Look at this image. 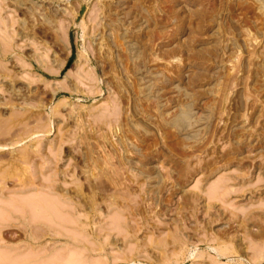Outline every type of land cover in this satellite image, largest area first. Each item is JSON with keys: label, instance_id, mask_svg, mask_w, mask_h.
<instances>
[{"label": "rangeland", "instance_id": "obj_1", "mask_svg": "<svg viewBox=\"0 0 264 264\" xmlns=\"http://www.w3.org/2000/svg\"><path fill=\"white\" fill-rule=\"evenodd\" d=\"M0 128V264H264V0H0Z\"/></svg>", "mask_w": 264, "mask_h": 264}, {"label": "bare ground", "instance_id": "obj_2", "mask_svg": "<svg viewBox=\"0 0 264 264\" xmlns=\"http://www.w3.org/2000/svg\"><path fill=\"white\" fill-rule=\"evenodd\" d=\"M1 64H2V63H1ZM3 65H4V64H3ZM1 67H2V66H1ZM75 76H76V75H75ZM75 76H74V77H75ZM76 78H77V77H76ZM80 79H81V77H80ZM78 80H79V78H78ZM64 89H65V88H64ZM19 112H21V111H19ZM22 112H23V111H22ZM25 112H26V111H25ZM23 113H24V112H23ZM55 113H56V112H55ZM29 115H30V114H29ZM60 115H61V114H60ZM15 116H16V115H15ZM56 116H57V115H56ZM16 117H17V116H16ZM39 117H40V116H39ZM8 118H9V117H8ZM14 118H15V117H14ZM3 119H4V118H3ZM10 119H11V118H10ZM39 119H40V118H39ZM8 121H9V120H8ZM8 121H7V122H8ZM39 121H41V120H39ZM8 123H9V122H8ZM5 124H6V123H5ZM21 125H22V124H21ZM24 125H26V124H24ZM24 125H23V126H24ZM38 125H39V124H38ZM38 125H37V127H38ZM44 125H45V124H44ZM10 126H11V125H10ZM28 127H30V126H28ZM3 128H4V125H3ZM40 128H41V127H40ZM35 129H37V128H35ZM0 130H1V128H0ZM4 130H5V129H4ZM4 130L2 129L1 132H3ZM40 130H41V129H40ZM11 131H12V130H11ZM11 131L9 130L10 133H12ZM24 131H25V130H24ZM6 132H7V131H6ZM4 134H5V132H4L3 134H0V135L3 136ZM5 135L7 136V135H9V134L6 133ZM34 135H35V134H34ZM9 136H10V135H9ZM3 137H4V136H3ZM3 137H2V140H4V141H2V142H3V143H4V142H7V140H5V139H8V138L3 139ZM19 137H20V136H19ZM0 140H1V139H0ZM13 140H14V139H13ZM0 142H1V141H0ZM0 146H1V145H0ZM2 147H3V146H1L0 149H3ZM4 147H5V146H4ZM7 148H8V147H7ZM4 149H6V147H5ZM20 152H21V150H20ZM22 153H25V152H22ZM50 154H51V153H50ZM22 155H23V154H22ZM25 155L27 156V154H24L23 156L25 157ZM24 157H23V158H24ZM23 158H22V159H23ZM17 160H18V159H17ZM26 160H28V159H26ZM27 162H28V161H27ZM5 169H6V168H5ZM26 169H27V168H26ZM2 174H3V173H2ZM15 174H16V173H15ZM11 176H12V175H10L9 177H11ZM4 179H5V177H4ZM11 179H12V178H11ZM13 179H16V178L14 177ZM13 179H12V180H13ZM2 180H3V178L0 179V181H1L0 183H2ZM22 181H23V179H22ZM19 183H20V180H19ZM260 183H261V182H260ZM4 185H5V184H4ZM17 185H18V184H17ZM217 185H218V184H217ZM216 188H217V187H216ZM220 189L222 190V188H220ZM54 190H55L56 192L60 193V194H61V192L63 191V190L61 189V187H55ZM215 190H216V189H215ZM218 190H219V189H218ZM198 191H199V190H198ZM212 191H213V190H212ZM227 192H228V189H227ZM227 192H226L225 195H227ZM229 192H230V191H229ZM229 192H228V194H229ZM232 192H233V191H232ZM215 193H216V192H215ZM41 194H42V193H41ZM61 195H62V194H61ZM63 195H64V197H65V194H64V193H63ZM213 195H214V194H213ZM225 195H224V196H225ZM51 196H52V195H51ZM228 196H229V195H228ZM37 197H38V196H37ZM38 198H39V197H38ZM212 198H213V196H212ZM226 198H227V197H226ZM37 201H38V200H37ZM47 201H48V200H47ZM34 202H35V201H34ZM52 202H53V201H52ZM40 203H41V202H40ZM48 203H49V202H48ZM38 205H39V202H38ZM51 206H52V205H51ZM28 207H29V206H28ZM32 207H33V206H32ZM34 207H35V206H34ZM58 207H59V206H58ZM64 207H65V206H64ZM36 208H37V207H36ZM20 209H21V208H20ZM49 210H50V209H49ZM6 211H7V209H6ZM76 211H77V210H76ZM244 211H246V210H244ZM30 213H31V212H30ZM47 213H49V212H47ZM57 213L60 214L59 211H58ZM53 214H55V213H53ZM58 214H57V215H58ZM35 215H36V214H35ZM39 215H42V214H39ZM39 215H38V216H39ZM51 215H52V214H51ZM60 215L63 216V215H64L63 212H62ZM242 215H243V214H242ZM0 217H2V216H0ZM114 217H116V216H114ZM241 217H242V216H241ZM51 218H52V217H51ZM57 218H58V217H57ZM64 218H65V217H64ZM119 218L121 219V217H119ZM3 219H4V218H3ZM3 219H2V220H3ZM6 219H7V218H5V220H6ZM52 219H53V218H52ZM85 219H86V218H85ZM120 219H119V220H120ZM31 220H32V219H31ZM38 220H39V219H38ZM0 221H1V220H0ZM34 221H35V220H34ZM51 221H52V220H51ZM59 221H60V220H59ZM71 221H72V220H71ZM1 222H2V221H1ZM3 222H4V221H3ZM32 222H33V221H32ZM68 222H70V221H68ZM72 222H73V221H72ZM117 222H118V221H117ZM53 223H54V221H53ZM72 224H74V223H72ZM117 225H118V224H117ZM56 226H57V225H56ZM115 227H116V226H115ZM118 228H119V227H118ZM118 228H117V229H118ZM117 229H116V230H117ZM83 230H84V229H83ZM114 231H115V230H114ZM119 235H120V234H119ZM81 239H82V238H81ZM102 240H103V239H102ZM104 240H105V239H104ZM104 244H105V242H104ZM133 245H134V244H133ZM232 245H233V244H232ZM232 245H231V246H232ZM103 246H104V245H103ZM225 246H226V245H225ZM213 249H214V248H213ZM216 249H217V248H216ZM77 250H78V249H77ZM182 250H183V249H182ZM220 250H221V249H219V252H220ZM129 251H130V250H129ZM104 252H105V251H104ZM220 253H222V255H223V254L225 253V251H224V252L221 251ZM224 255H225V254H224ZM224 255H223V256H224ZM23 257H24V256H23ZM215 258H216V257H215ZM95 260H96V259H95ZM57 261H58V260H57ZM69 261H70V260H69ZM92 261H93V260H92ZM112 261H113V260H112ZM81 262H82V261H81ZM115 262H116V261H115ZM99 264H101V263H99ZM112 264H113V263H112Z\"/></svg>", "mask_w": 264, "mask_h": 264}]
</instances>
